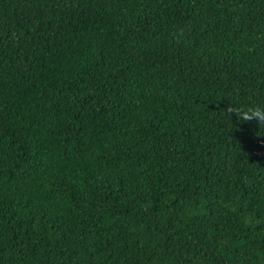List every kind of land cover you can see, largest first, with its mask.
<instances>
[{
  "label": "trees",
  "instance_id": "16d2710c",
  "mask_svg": "<svg viewBox=\"0 0 264 264\" xmlns=\"http://www.w3.org/2000/svg\"><path fill=\"white\" fill-rule=\"evenodd\" d=\"M228 104L264 105V0H0V264H264Z\"/></svg>",
  "mask_w": 264,
  "mask_h": 264
},
{
  "label": "clouds",
  "instance_id": "9594fccd",
  "mask_svg": "<svg viewBox=\"0 0 264 264\" xmlns=\"http://www.w3.org/2000/svg\"><path fill=\"white\" fill-rule=\"evenodd\" d=\"M171 35L179 42L185 38L186 31L184 28H179ZM223 113L228 118L230 115L234 114L239 122H254L257 127L264 126V105L262 104H249L247 106L228 104V106L223 109Z\"/></svg>",
  "mask_w": 264,
  "mask_h": 264
}]
</instances>
